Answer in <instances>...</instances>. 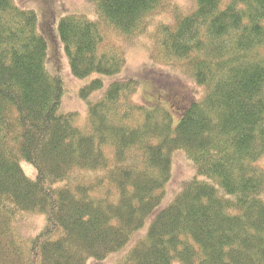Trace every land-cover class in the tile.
I'll use <instances>...</instances> for the list:
<instances>
[{"label": "trees", "instance_id": "1", "mask_svg": "<svg viewBox=\"0 0 264 264\" xmlns=\"http://www.w3.org/2000/svg\"><path fill=\"white\" fill-rule=\"evenodd\" d=\"M90 1L96 20L71 13L58 26L72 75L91 79L81 125L63 110L36 12L0 0V264L103 261L155 213L116 264H264V0ZM139 38L198 88L176 124L166 105L135 101L134 79L91 101ZM176 154L194 174L157 212ZM36 214L45 225L24 238L19 219Z\"/></svg>", "mask_w": 264, "mask_h": 264}, {"label": "rangeland", "instance_id": "2", "mask_svg": "<svg viewBox=\"0 0 264 264\" xmlns=\"http://www.w3.org/2000/svg\"><path fill=\"white\" fill-rule=\"evenodd\" d=\"M175 2L182 6L184 10H189V7L193 6L194 0H175ZM17 3L24 9L33 10L39 17L41 30L46 36L48 44V69L52 74L61 76L65 83L63 110L76 113L77 123L83 125L86 122L88 107L80 97V91L91 82V79H78L72 75L65 48L59 37L58 26L61 18L71 13L85 15L90 20H96L97 15L94 4L90 0H17ZM149 45V42L143 38L136 39L133 43L129 44L126 49L127 62L125 67L118 74L102 77L101 79L104 82L103 90L94 93L91 96V101L100 98L102 93L111 84L134 79L140 83L135 101L145 104L149 108L157 105V103L166 105L171 113H173L176 124L180 121L178 119L181 118L192 99L191 93H189L190 90L193 89L192 93H195V90L198 91V88L194 86L188 76L179 73L173 67L169 68L161 66L158 63H153L149 57ZM165 77H167L166 80L163 79ZM158 80L163 81V86L165 84L170 85L171 82L175 81L177 86L181 88V91L178 93L161 91L158 94ZM164 89L169 90L165 87ZM178 155L174 156V159L177 158L172 184H170L167 191L168 194L159 209H157V212L170 205L175 195L194 174V169L188 160L184 156ZM260 164L264 167V159L261 160ZM21 166L28 177L31 179L35 178L36 170L32 166L26 163H22ZM154 215L148 218L145 227L133 236L129 244L121 252L110 255L103 261L89 260L86 264H116L139 238L146 234ZM19 225L23 237L30 238L35 236L44 227L45 216L43 214L21 216ZM173 264L180 263L174 262Z\"/></svg>", "mask_w": 264, "mask_h": 264}, {"label": "bare ground", "instance_id": "3", "mask_svg": "<svg viewBox=\"0 0 264 264\" xmlns=\"http://www.w3.org/2000/svg\"><path fill=\"white\" fill-rule=\"evenodd\" d=\"M234 16V15H233ZM242 21V20H241ZM246 46V45H245ZM239 48V47H238ZM191 125V124H190ZM186 130V129H185ZM213 154V153H212ZM229 155V154H228ZM218 162V161H217ZM253 164V163H252ZM249 177V176H248ZM222 178V177H221ZM222 184V183H221ZM219 188V187H218ZM234 201V200H233ZM243 215V214H242ZM2 259V258H1ZM4 259V258H3Z\"/></svg>", "mask_w": 264, "mask_h": 264}]
</instances>
